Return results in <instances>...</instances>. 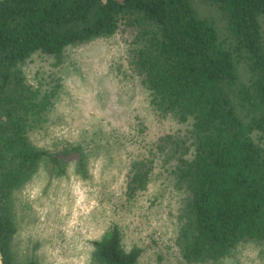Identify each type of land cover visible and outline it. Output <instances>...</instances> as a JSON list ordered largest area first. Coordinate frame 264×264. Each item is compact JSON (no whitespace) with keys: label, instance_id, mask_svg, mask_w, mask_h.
Listing matches in <instances>:
<instances>
[{"label":"trees","instance_id":"1","mask_svg":"<svg viewBox=\"0 0 264 264\" xmlns=\"http://www.w3.org/2000/svg\"><path fill=\"white\" fill-rule=\"evenodd\" d=\"M102 38L125 45L121 73L149 92L158 120L187 126L151 145L134 117L115 202L132 211L166 170L180 194L175 232L127 243L113 222L92 240L91 264H221L242 244L264 248V0H0V264H15L14 192L44 165L61 176L73 162L86 176L107 149L32 137L51 121L69 51Z\"/></svg>","mask_w":264,"mask_h":264},{"label":"rangeland","instance_id":"2","mask_svg":"<svg viewBox=\"0 0 264 264\" xmlns=\"http://www.w3.org/2000/svg\"><path fill=\"white\" fill-rule=\"evenodd\" d=\"M125 48L116 38H102L67 54L51 121L46 130L39 128L32 137L39 145L95 139L107 149L89 160L86 176L75 171L73 162L61 176L44 165L14 192L15 264L31 259L39 264H91L92 240L99 239L113 222L124 227L127 243L144 244L152 235L165 239L175 232L180 194L166 170L154 173L146 194L132 211H121L115 205L127 173L128 153L134 150L123 136L134 117L147 120L150 129L145 139L151 145L161 133L187 126L173 118L159 121L149 104V92L133 75L123 76L121 70L130 74L125 67ZM152 231L155 234L147 235ZM155 261L150 256L139 264ZM221 264H264V248L242 244Z\"/></svg>","mask_w":264,"mask_h":264}]
</instances>
